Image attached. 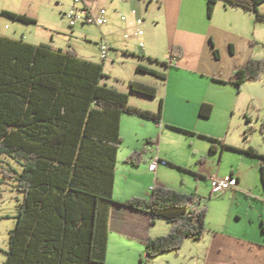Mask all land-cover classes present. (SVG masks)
I'll return each instance as SVG.
<instances>
[{
	"label": "trees",
	"instance_id": "1",
	"mask_svg": "<svg viewBox=\"0 0 264 264\" xmlns=\"http://www.w3.org/2000/svg\"><path fill=\"white\" fill-rule=\"evenodd\" d=\"M217 1H207L208 17L213 16ZM220 1L264 20L259 12L264 0ZM0 15L36 23L7 10ZM214 54L219 59L218 50ZM170 55L181 59L184 52L174 46ZM138 71L166 80L142 65ZM104 73L103 64L82 59L72 48L30 44L0 34L1 184L17 174L15 168L3 165L6 157L23 167L17 178L23 199L18 223L10 233L6 264H107L111 210L117 204L113 195L118 151L123 143L121 119L124 114L138 115L159 124L164 101L156 113L132 106L129 95L101 84ZM263 77L264 59H250L224 83L241 89ZM129 87L131 93L157 98L155 86L131 81ZM213 107L203 104L201 118H211ZM246 152L260 156L254 148ZM142 160L135 151L126 162L139 166ZM122 205L171 225L168 235L147 243L146 256L141 258L145 264L164 253L180 252L189 239L202 240L208 229V208L200 206L195 194L155 186L148 198L133 197Z\"/></svg>",
	"mask_w": 264,
	"mask_h": 264
},
{
	"label": "crops",
	"instance_id": "2",
	"mask_svg": "<svg viewBox=\"0 0 264 264\" xmlns=\"http://www.w3.org/2000/svg\"><path fill=\"white\" fill-rule=\"evenodd\" d=\"M207 1L82 0L83 6L90 8L95 14L102 8L106 9L107 24L111 25L109 34L112 37L117 33H123L124 39L127 41L134 40L140 44L144 43L143 47L139 44L140 50L136 53L141 58L140 64L166 77L164 81L168 82V88L164 90L162 99L164 101L163 120L156 124V127L161 130L162 136L157 141L154 138L151 140L154 146L158 144V141L163 143L168 124L200 132L197 122H201L203 119L200 116V107L203 104H212L214 106L213 114L221 108L227 113H233L237 108L234 95V90L237 87L224 82L233 77L237 70L244 68L250 59H264L263 51H258L259 20L257 15L218 0L213 16L208 17ZM132 10H137L145 22L152 21L151 24L156 26L152 29L151 35L144 34L140 37L135 35L137 26L131 16ZM122 16L126 17L125 21L122 20ZM160 25L165 29V42L158 36ZM126 34L129 39L125 38ZM112 37V41H115ZM104 38H106L105 34ZM127 46L129 49L130 43ZM174 46L181 47L184 56L172 61L171 55L170 59L167 57ZM243 46L247 48L244 57L240 52ZM214 50H218L219 59L215 56ZM79 56L81 55L79 54ZM150 58L170 65H164L166 68L159 71L157 68L145 64L146 62L153 63ZM136 80L144 83L140 79ZM154 86L156 89L158 88L156 85ZM170 89L171 94L169 93ZM159 90L157 89V97ZM239 90L241 91V89ZM170 98L177 103L173 107V115L177 117H170ZM185 104H191V106L187 107ZM132 106L155 113L159 109V105L156 111L154 108L141 106L140 103H132ZM244 113L246 115V112ZM246 120L247 124H251L253 119L246 115ZM141 124L143 127L150 128L151 126L149 125L151 123L146 121H141ZM200 133L209 137L212 142L211 145L214 149L211 148L208 156L210 160L218 161L220 167L199 174V177H206L210 181L212 176L218 178L229 176L237 180L236 186L228 188L221 195L225 197L224 201H228L232 217L235 216L240 222L234 223V225L238 224L237 229L233 227L226 231H206L204 238L200 241L187 240L193 242H190L188 248L183 251L186 257L190 256L198 262L197 264H264V190L262 188L264 159L261 158L264 156V150L255 147L247 140L241 145L235 144L229 139L228 133H215L212 130ZM249 148L256 149L260 156L249 155L246 152ZM153 151L155 150L153 149ZM140 154L143 158L155 156L154 152L149 154L148 151H142ZM226 154L238 156V159L228 158L226 165L229 166L227 168H225ZM157 157L161 161L156 171L153 172L149 169L150 173L155 175V186L168 187V189L183 192L175 182L170 183L162 179L161 166L164 165L163 167L170 169V166H173L170 163L172 160L161 155L160 152ZM141 187V185L128 186V193L124 199H116L117 204L111 210L108 252L111 241L114 240L120 255L131 251L135 255L143 257L146 256L147 243L150 240L168 235L171 225L166 219H153L148 212L137 211L122 205L133 197L148 198L151 196V182L145 188ZM167 254L173 256V252ZM170 263L168 262V264ZM189 263L191 264V262Z\"/></svg>",
	"mask_w": 264,
	"mask_h": 264
},
{
	"label": "rangeland",
	"instance_id": "3",
	"mask_svg": "<svg viewBox=\"0 0 264 264\" xmlns=\"http://www.w3.org/2000/svg\"><path fill=\"white\" fill-rule=\"evenodd\" d=\"M73 8V0H0V12L7 10L36 20V23L33 24H23L0 15V34L14 39H21L30 44L40 45L45 43L66 50L72 48L81 57L103 64L105 76L102 77L101 84L129 95L131 97L130 105L140 103L141 106L154 108L156 111L163 99L164 90L168 88V82L154 75L138 71V66L142 65L140 64L141 58L136 54L140 50V43L134 40H125L123 33H117L112 37L109 34L111 30L109 23L103 27H98L96 24H79L75 28H70L65 13ZM259 11L264 14V3L259 6ZM151 22L147 23L144 20L142 25L139 26L146 36L151 35L152 29L156 27ZM258 22V51L264 53V20ZM164 30L162 25L158 27L159 39L165 42L166 34ZM104 34L106 38H104ZM111 37L115 41H112ZM129 43L130 47L128 49L127 44ZM102 44L110 46L109 57L106 60L102 59L100 49ZM248 45L250 46V43ZM240 52L242 53L241 56L244 57L247 48L243 46ZM169 57L170 53H168L167 58L170 59ZM145 64L157 68L159 71H162L165 67L162 63L157 62L151 64L146 62ZM136 79H140L144 82L143 84L156 85L157 89H160L158 97L145 98L131 93L129 83L137 81ZM234 92L237 102L235 111L227 113L222 108L217 112L215 111L211 118L197 122L200 132L212 130L215 133H228L229 139L235 144L241 145L244 142L246 143L247 140L255 147L264 150V131L262 130L264 126V77L259 81L246 82L241 91L236 88ZM169 93H172L171 89ZM176 104L173 99H169L171 118L177 117L173 115V107ZM185 105L187 107L191 106V104ZM244 112L253 119L251 124H247ZM141 121L151 123L149 124L151 125L150 128L143 127ZM156 124L154 120H145L138 115H123L121 121L123 143L118 151L115 192L113 195L115 202H117L116 199H124L128 193V186L141 185V188H145L150 182V188L155 186L154 181H156V178L153 173H150L149 166L160 152L161 155L169 157L172 160L170 163L173 164L170 169L169 167H163L164 165L161 166L162 179L170 183L175 182L184 194H195L197 199L200 200V206L208 208L207 231H226L233 227L237 229L238 224L234 225V223L240 221L235 216L232 217V210L228 201H224L225 197L222 195H213L211 182L206 177H199V174L220 167L218 161L209 159L208 155L212 148L209 137L201 135L202 133L199 130H188L182 126L168 124L163 143L161 144L158 141V144L154 146L151 140L154 138L157 141L162 136V132L159 127H156ZM135 151L139 154L142 151H148L149 154L154 152L155 156L145 157L139 166H133L126 161L131 153ZM229 157L238 159V156L226 154L225 168L229 166L226 165ZM3 165L15 168L17 174L15 173L14 177L9 178L3 184L0 182V264H6L7 262V253L10 249V233L18 223L19 207L23 199L22 193L17 188V178L23 171L22 165L10 157L5 158ZM113 241H111L108 252L107 264L116 262L145 264L141 262L142 257L131 251L120 255L117 252L118 246ZM190 242L193 241H186L182 250L178 253L173 252V256L162 254L156 259L149 260L148 264H168V262H171L170 264H190L189 262L197 264L198 262L190 256L186 257L183 251V249L188 248Z\"/></svg>",
	"mask_w": 264,
	"mask_h": 264
},
{
	"label": "built area",
	"instance_id": "4",
	"mask_svg": "<svg viewBox=\"0 0 264 264\" xmlns=\"http://www.w3.org/2000/svg\"><path fill=\"white\" fill-rule=\"evenodd\" d=\"M74 2V8L68 12H66V19L70 25V28H75L79 24L87 25V24H96L98 27H103L107 24V11L106 9L102 8L97 12L96 14L93 13V11L83 6L82 0H73ZM131 16L133 17L134 24L137 26V29L135 31V35L137 37H140L144 35L143 31L140 29L139 26L143 23V18L139 15V12L137 10H132ZM122 20H126L125 16H122ZM126 39H129V36L127 34L125 35ZM143 47V44H140ZM101 53H102V59L106 60L109 57V45L102 44L101 47ZM175 60L172 58V61ZM160 158H156L153 160V162L150 164L149 169L153 172L156 171L157 166L159 165ZM210 185L212 188L213 195H221L225 190L228 188L236 186L237 180L234 177L226 176L224 178H218V177H210Z\"/></svg>",
	"mask_w": 264,
	"mask_h": 264
}]
</instances>
